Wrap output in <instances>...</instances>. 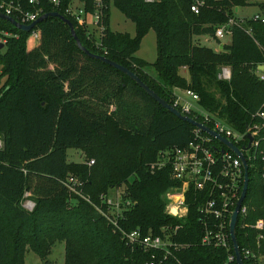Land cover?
<instances>
[{
    "label": "trees",
    "instance_id": "16d2710c",
    "mask_svg": "<svg viewBox=\"0 0 264 264\" xmlns=\"http://www.w3.org/2000/svg\"><path fill=\"white\" fill-rule=\"evenodd\" d=\"M68 1L61 7L44 3L40 15L64 16L87 50L128 68L172 106L176 90L191 89L204 110L237 131L259 122L254 116L264 109L258 70L264 66V20L233 27L231 44L218 52L195 41L215 36L246 0H205L199 14L191 11L194 0H114L135 24L134 37L111 29L106 0L101 48L86 26L66 14ZM259 7L264 16V3ZM86 9L94 12L93 0H87ZM151 30L157 44L152 64L136 56ZM35 32L37 37L0 20V37L6 41L0 51V264H25L28 251L50 264L57 243L64 244L65 264H146L152 251L128 243L123 235L135 230L143 236L168 235L176 244L167 257L156 253L163 264H237L229 261L235 255L232 241L228 248L202 243L198 194L187 193V217L166 213L165 194L178 184L168 166L152 165L162 152L187 145L193 126L118 69L87 56L61 19L49 18ZM151 67L155 74L148 71ZM224 67L231 70L229 81L219 78ZM69 149L83 151L94 165L91 160L70 162ZM249 164L246 212L238 218L237 240L244 264H259L264 231L259 239L254 226L264 222L263 163ZM121 187L122 213L117 216L102 197ZM27 195L35 203L31 211L24 206Z\"/></svg>",
    "mask_w": 264,
    "mask_h": 264
},
{
    "label": "built area",
    "instance_id": "2783aa9c",
    "mask_svg": "<svg viewBox=\"0 0 264 264\" xmlns=\"http://www.w3.org/2000/svg\"><path fill=\"white\" fill-rule=\"evenodd\" d=\"M65 0H7L0 3V12L12 17L21 24L29 25L35 22L43 11V4L48 3L55 7H61ZM155 0H146L153 2ZM87 0H69L66 14L73 18L79 25L86 26L89 34L95 38V46L102 47L101 37L104 31L106 0H93L94 12L89 13L86 9ZM206 5L205 0H194L191 11L199 14L201 8ZM247 20H264L263 15H256L250 19L239 20L230 19L227 23L218 26L215 30V37L218 40L226 36H232L233 27H242ZM34 31V37L37 33ZM251 34V29H246ZM6 36L8 34H5ZM0 42L5 44V39L0 37ZM259 66L261 80H264V73ZM264 67V66H263ZM231 70L227 67L221 69L219 78L229 81ZM190 102H182L178 94L174 100L173 107L181 113L192 118L196 122L210 128L228 142L236 146L242 155L245 156L250 168L249 161H260L263 163L264 180V109L257 112L254 117L259 122H253L247 127L245 132H240L227 125L217 115L204 110L200 105L199 95L191 90H183ZM192 139L183 147H174L161 153L158 162L152 165L153 169H162L166 166L170 168L171 178L177 182V186L171 188V193L167 196L166 213L174 218L183 219L189 214V204L187 193L194 192L199 196V213L201 222L205 228V235L202 243L209 246L224 247L230 246V220L235 211L237 203L241 197L244 187V166L243 162L235 152L224 143L193 126ZM251 136V140L249 139ZM1 148V146H0ZM91 160L89 165H94ZM105 203L107 197H102ZM109 204V203H108ZM116 212L122 213L121 201L118 204H109ZM130 205V201L126 202ZM246 212V207L242 205L241 213ZM239 214V216H240ZM116 216V217H117ZM115 220V221H114ZM114 226L118 227L116 219L110 220ZM255 229L260 232L259 239H263L264 222L257 221ZM166 228H163L165 231ZM178 230V228H176ZM128 243L141 245L145 250L152 251V260L146 264H163L156 256L157 252L163 253L165 257L170 254V247L173 246L170 237L166 236H143L140 230L131 233L123 232ZM176 246V244L174 245ZM173 246V247H174ZM248 257L249 250L245 251ZM236 260L234 254L229 256V261Z\"/></svg>",
    "mask_w": 264,
    "mask_h": 264
},
{
    "label": "rangeland",
    "instance_id": "374dc122",
    "mask_svg": "<svg viewBox=\"0 0 264 264\" xmlns=\"http://www.w3.org/2000/svg\"><path fill=\"white\" fill-rule=\"evenodd\" d=\"M247 5L238 7V11L235 13L236 19H250L256 15H262L259 5L264 3V0H246ZM110 27L115 32L120 33H128L132 37L136 35V27L135 24L127 19L114 5V0H110ZM197 38V37H195ZM200 39L195 40L196 43H199L203 46H207L212 48L213 50H220L222 45L231 44L232 38L231 36H226L222 40H218L215 36H199ZM34 40V44H37V40ZM3 50L2 52H4ZM138 58L145 60L146 62L152 64L155 62L157 58V44H156V34L153 30H151L148 35H146L142 41L140 50L136 53ZM150 73H154L152 67L148 69ZM0 74H1V66H0ZM186 75V74H185ZM4 84V79H0V88ZM181 101L184 103L186 101L190 102L191 100L186 96L185 92L181 90L176 91ZM191 103V102H190ZM0 146H2V142L0 141ZM68 160L70 162H78V163H88L91 159H88L85 153L81 150L69 149L68 150ZM124 187L112 189L107 193V202L109 204H118L121 201L122 193ZM171 193V189L168 190L165 194V198L167 201V196ZM122 202V201H121ZM74 203V202H73ZM24 206L28 210H33L35 203L32 201V198L29 195L26 196L24 200ZM115 215L117 211L114 209L111 210ZM50 264H65V250L63 243H57L51 251L50 256L48 257ZM25 264H44L43 261L38 257L34 252L28 251L26 253ZM259 264H264V259L262 257L259 258Z\"/></svg>",
    "mask_w": 264,
    "mask_h": 264
},
{
    "label": "water",
    "instance_id": "95a60500",
    "mask_svg": "<svg viewBox=\"0 0 264 264\" xmlns=\"http://www.w3.org/2000/svg\"><path fill=\"white\" fill-rule=\"evenodd\" d=\"M236 10H238V8ZM49 18H59L65 24H67L69 29H70V32H71V34H72V36H73V38L75 40V42H76V44L78 46V48L80 50H82L87 56L95 58V59H99V60L103 61L104 63L114 67L115 69H118L119 71H121L122 73L127 75L130 79H132L134 82H136L137 85H139L146 92V94L148 96H150L153 100H155L158 104H160L163 108L168 110L170 113L175 115L177 118L189 123L190 125H192L194 127L199 128L202 131H204V132L210 134L211 136L215 137L216 139H218L219 141L224 143L226 146H228L238 156H240V158H241V160L243 162L244 172H245L244 187H243V190H242V193H241V197H240V199H239V201L237 203V206L235 208V211H234V213L231 216V220H230V235H231V240H232L233 247H234V252H235L237 264H244L243 259H242V254H241V251H240V247H239V244H238V240H237V223H238V218H239V214H240L242 205H243V203L245 201V198H246V195H247L248 183H249L248 162H247V159L245 158V156L241 154L240 150L236 146H234L233 144L228 142V140H226L222 136L218 135L216 132L212 131L210 128L200 124L199 122H196L192 118H190L187 115L181 113L178 109H176L171 104H169L164 99H162L152 89H150V87L148 85H146L144 82H142V80L134 72H132L128 68H126V67H124V66H122L120 64H117L116 62H113V61L107 59L104 56L92 54L89 50H87L82 45L81 41L77 37V35L75 33L74 25L68 19H66L64 16L60 15L59 13L52 12V13L44 14V15L40 16L35 22H33V23L29 24V25H25V24H21L16 19H14L12 17H9V16L5 15L4 13L0 12V20H6V21L10 22L11 24H13L19 30H21L23 32H26V33L32 32L41 22H43V21H45V20H47ZM4 48H5V44L0 42V51L3 50ZM220 50H222V47H221ZM261 70H264V67H262ZM249 139L251 140V136H249Z\"/></svg>",
    "mask_w": 264,
    "mask_h": 264
},
{
    "label": "crops",
    "instance_id": "0c3cea01",
    "mask_svg": "<svg viewBox=\"0 0 264 264\" xmlns=\"http://www.w3.org/2000/svg\"><path fill=\"white\" fill-rule=\"evenodd\" d=\"M236 9H237V8H236ZM236 9H235V13L239 10V9H238V10H236ZM235 18H236V17H235ZM198 39L201 40V38H199V37L195 38V40H198ZM215 51H216V50H215ZM218 51H221V50H218ZM218 51H216V52H218ZM262 67H263V66H262ZM262 67H261V68H262ZM176 91H177V90H176ZM176 93H177V92H176ZM64 250H65V248H64Z\"/></svg>",
    "mask_w": 264,
    "mask_h": 264
}]
</instances>
